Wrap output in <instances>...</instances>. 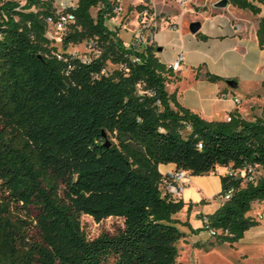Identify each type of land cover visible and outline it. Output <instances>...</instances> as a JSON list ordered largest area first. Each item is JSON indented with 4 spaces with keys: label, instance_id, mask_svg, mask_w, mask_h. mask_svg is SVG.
Returning a JSON list of instances; mask_svg holds the SVG:
<instances>
[{
    "label": "trees",
    "instance_id": "obj_1",
    "mask_svg": "<svg viewBox=\"0 0 264 264\" xmlns=\"http://www.w3.org/2000/svg\"><path fill=\"white\" fill-rule=\"evenodd\" d=\"M57 1L0 0V264H177L185 234L174 216L185 204L166 192L159 166L169 164L192 176L234 172L221 176L229 199L205 220L220 244L243 239L259 225L252 204H264V120L208 122L181 106L154 43L139 52L108 28L116 0H76L63 48L88 41L97 55L58 60L46 37ZM257 37L263 49L264 18ZM104 134L117 143L107 148ZM250 167L263 175L246 181ZM81 215L124 228L91 240Z\"/></svg>",
    "mask_w": 264,
    "mask_h": 264
},
{
    "label": "crops",
    "instance_id": "obj_2",
    "mask_svg": "<svg viewBox=\"0 0 264 264\" xmlns=\"http://www.w3.org/2000/svg\"><path fill=\"white\" fill-rule=\"evenodd\" d=\"M125 1H128L130 5V16L128 15L125 21H120V13L122 14ZM158 1L151 2L154 17L164 14L158 10ZM219 1L221 0H191L185 8L193 11L202 2L204 7L210 3L213 9H218L215 5ZM249 1L260 8L258 15L238 9L229 2L223 12L211 10L210 14L204 13L205 19L201 22L202 28L197 35L191 34V38H187L182 33L177 34L175 37L177 43H173L177 49L175 55L164 58L165 49L157 50L156 56L168 67L175 61L178 54H184L185 62L181 71L169 79L171 82L176 80L177 83L171 86L172 92L168 91V87L167 91L170 94L176 93L181 106L208 122H226L228 116L232 115L247 122L264 120V48L260 47L257 37L259 22L264 18V4L259 3L260 0ZM118 6L119 11L109 22L118 29L128 25L139 27L140 14L144 10L142 0H120ZM132 7L135 8L134 11H131ZM117 15L120 16L117 17ZM182 16L183 12L179 17ZM166 18L169 28L170 24L178 25L177 16H174L171 21L169 17L163 19ZM124 22L125 25H123ZM147 24L151 28V20H148ZM138 30L139 28L136 31ZM152 37V43L156 47L162 44L159 41L158 30L152 34ZM188 44L191 46L188 47ZM203 47L207 49L203 50ZM183 72L184 75H182ZM207 74L218 76L222 78V81L211 83L206 77ZM187 76L194 79L193 83L189 90L181 89L180 84L184 78L187 79ZM229 81L236 82L237 87L228 86ZM235 98L241 101L240 105L235 104ZM175 170L176 167L173 164L159 166V171L163 176ZM228 170L218 168L216 173L207 176H192L189 173L187 187L180 199L185 207L174 216V219L181 222L179 225L192 232V238L204 239L205 235L201 232L206 217L214 214L225 202L219 194L222 192L221 176L226 175ZM263 207V203H253L247 216L256 219ZM257 222L259 225L254 229L260 228V230L256 233H264V223L261 224L259 220ZM182 233L185 234V232Z\"/></svg>",
    "mask_w": 264,
    "mask_h": 264
},
{
    "label": "rangeland",
    "instance_id": "obj_3",
    "mask_svg": "<svg viewBox=\"0 0 264 264\" xmlns=\"http://www.w3.org/2000/svg\"><path fill=\"white\" fill-rule=\"evenodd\" d=\"M21 2L23 5L25 0H16ZM208 1V0H207ZM198 8L191 11L188 8L181 7L175 0H166L158 1V10H160L162 15H157L154 17L153 11H151V17L148 20H151V33L154 34L157 30L159 31V41L162 44L157 45L158 50L165 49L163 57L173 56L176 54V46H173V43H177L175 37L177 34H183L187 38H191V33L189 27L194 22H202L205 17L204 13L210 14V11L223 12L224 9H213L212 4H208L204 7V3L200 2ZM193 8H195L193 6ZM134 7L131 8V11H134ZM181 12L183 16L179 17ZM130 5L128 1L123 3L122 14L120 16V21H125L126 17L130 16ZM91 14L95 17L97 15V9H93ZM167 15V16H165ZM174 16H177L178 28L177 30H172L167 25L168 20L163 19L164 17H169V21L172 20ZM179 17V18H178ZM194 21V22H192ZM129 22V21H128ZM125 25V22L123 23ZM107 26L112 31H119V37L124 42L126 46H131L132 39L142 27L141 20L138 25H128L122 29L115 28V25L111 22L107 23ZM71 29V27H69ZM138 30V31H139ZM136 31V32H135ZM174 33V34H173ZM66 32L59 31L55 27L48 26L46 31V37L50 40L51 45L59 52L66 53L63 48L62 40ZM188 39H186L187 41ZM93 43L84 41L81 44L70 45L67 49V54L74 55L79 57L82 60L88 59L91 55H97V53L92 50ZM190 47L191 45H187ZM146 48V45L139 47L138 51L142 52ZM207 47H203V50H206ZM69 52V53H68ZM117 69L116 66L109 64L107 72H113ZM184 75V72L182 73ZM191 75V74H190ZM192 78L187 76V79H183L181 89L189 90L190 86L193 83ZM177 81H169L167 84L168 91L172 92V85L176 84ZM207 84V83H206ZM188 131L185 133L187 134ZM110 143H117L111 137H108ZM252 175L256 180H258L263 172L261 168H255L252 172ZM35 215V211L32 212ZM257 220L264 223V207L260 210L257 215ZM80 221L82 228L89 239H96L101 235H115L120 230L124 228V222L121 218L111 217L100 223L94 221V219L87 215H81ZM179 230L185 232V237L182 238L177 244V264H264V233L257 234L258 229H250L246 232L243 239L231 246L229 243L220 244L217 236H211L208 231L204 230L201 232L202 235H205L203 240H198L192 238V232L186 227L179 225Z\"/></svg>",
    "mask_w": 264,
    "mask_h": 264
},
{
    "label": "built area",
    "instance_id": "obj_4",
    "mask_svg": "<svg viewBox=\"0 0 264 264\" xmlns=\"http://www.w3.org/2000/svg\"><path fill=\"white\" fill-rule=\"evenodd\" d=\"M153 0H142V4L144 7V10L140 14L141 29L134 35L131 46L136 48L138 50L139 47H142L144 45H149L153 41L152 33L150 30V26L147 24L148 19L151 17V2ZM178 2V4L185 8L191 3V0H175ZM117 6L114 10L115 13L119 11L118 3L120 0H116ZM77 6L76 0H58L55 4V10L53 15L49 16L47 18V24L48 26L55 27L59 31L67 32L69 29V26L74 24L75 22V16L73 14V10ZM170 28L172 30H177L178 25L176 24H170ZM54 55L57 57L60 61H67V59L64 56L63 52H57L54 53ZM74 56V55H73ZM84 61V60H83ZM185 62V57L183 53H180L177 55L175 61L170 65V68L173 72L177 73L180 72ZM223 98V96H221ZM234 102L236 105H240L241 101L237 98L234 99ZM232 116H228L226 119V122H231ZM249 172L251 173L249 177H247L246 181H254L256 178L252 175V172L254 169L251 167L248 168ZM244 172H247V169H244ZM234 172L232 170H228L229 175H232ZM168 177V181L166 183V192L172 196V198L176 201L180 200L182 197V194L187 187V180L189 177V172L187 171H173L166 175ZM230 196H226L225 199H229ZM208 222L205 220L204 222V228L206 231L209 232L211 236H217L221 232L216 231L214 229H210L207 226Z\"/></svg>",
    "mask_w": 264,
    "mask_h": 264
},
{
    "label": "water",
    "instance_id": "obj_5",
    "mask_svg": "<svg viewBox=\"0 0 264 264\" xmlns=\"http://www.w3.org/2000/svg\"><path fill=\"white\" fill-rule=\"evenodd\" d=\"M228 4H229V0H221L215 5V7L218 8V9H224V8H226L228 6ZM201 28H202V24L200 22H194V23H192L190 25L189 30H190V33L192 35H197L200 32ZM227 84L231 88H236L237 87V83L234 82V81H229ZM104 136L106 138L105 146L107 148H109L110 147V142L108 141V139H107L105 134H104Z\"/></svg>",
    "mask_w": 264,
    "mask_h": 264
}]
</instances>
